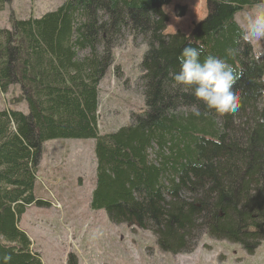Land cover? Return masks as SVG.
I'll use <instances>...</instances> for the list:
<instances>
[{"label": "trees", "instance_id": "16d2710c", "mask_svg": "<svg viewBox=\"0 0 264 264\" xmlns=\"http://www.w3.org/2000/svg\"><path fill=\"white\" fill-rule=\"evenodd\" d=\"M13 2L0 0V13ZM171 2L65 0L27 20L10 12V28H0V93L18 87L14 103L28 112L0 110V264L5 256L7 264H44L20 222L29 207L44 205L35 194L43 148L60 139L94 140L91 209L113 225L149 231L163 253H191L203 235L249 256L264 243V56L236 21L264 0H206L207 16L188 37L165 34ZM127 36L147 46L145 109L101 134L99 86ZM190 43L204 45L201 59L211 54L236 67L235 113L191 114L193 105L208 110L171 76Z\"/></svg>", "mask_w": 264, "mask_h": 264}, {"label": "rangeland", "instance_id": "374dc122", "mask_svg": "<svg viewBox=\"0 0 264 264\" xmlns=\"http://www.w3.org/2000/svg\"><path fill=\"white\" fill-rule=\"evenodd\" d=\"M65 0H14L0 13V28H10L9 14L20 20L37 19L57 10ZM180 8L186 11L178 17ZM264 8V3L247 6L236 16L244 17ZM168 16L165 34L191 35L195 25L207 16L206 0H172L164 7ZM256 57L264 56V41H251ZM146 44L127 36L114 50L115 63L99 86V131L108 134L130 125L133 116L145 109L139 78ZM19 88L0 93V110L15 109L27 114L25 103L16 104ZM94 140L60 139L44 145L35 194L44 202L27 209L20 229L27 233L44 264H264V243L249 256L240 246L203 235L188 254L163 253L149 231L127 224L113 225L106 212L93 211L91 194L95 186ZM152 159L154 152L151 151Z\"/></svg>", "mask_w": 264, "mask_h": 264}, {"label": "clouds", "instance_id": "9594fccd", "mask_svg": "<svg viewBox=\"0 0 264 264\" xmlns=\"http://www.w3.org/2000/svg\"><path fill=\"white\" fill-rule=\"evenodd\" d=\"M241 33L246 42L264 41V8L244 17ZM204 50L203 44L193 47L190 43L183 48L178 57L179 71L171 73L174 86L190 91L208 110L202 113L197 105H193L191 114L196 117L207 115L212 110L220 114L235 113L240 103L234 89L238 79L237 69L227 60L211 54L201 59ZM228 52L235 55V49ZM261 92L264 93V89ZM10 260V256L4 257L5 264Z\"/></svg>", "mask_w": 264, "mask_h": 264}, {"label": "crops", "instance_id": "0c3cea01", "mask_svg": "<svg viewBox=\"0 0 264 264\" xmlns=\"http://www.w3.org/2000/svg\"><path fill=\"white\" fill-rule=\"evenodd\" d=\"M2 94V93H1Z\"/></svg>", "mask_w": 264, "mask_h": 264}]
</instances>
